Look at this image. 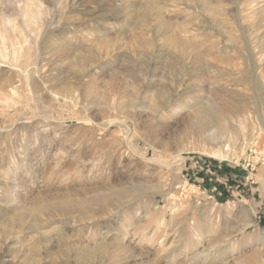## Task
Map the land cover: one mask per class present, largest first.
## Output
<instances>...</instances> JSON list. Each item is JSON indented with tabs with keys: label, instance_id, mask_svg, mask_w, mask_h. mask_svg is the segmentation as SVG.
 Listing matches in <instances>:
<instances>
[{
	"label": "rangeland",
	"instance_id": "1",
	"mask_svg": "<svg viewBox=\"0 0 264 264\" xmlns=\"http://www.w3.org/2000/svg\"><path fill=\"white\" fill-rule=\"evenodd\" d=\"M0 264H264V0H0Z\"/></svg>",
	"mask_w": 264,
	"mask_h": 264
},
{
	"label": "bare ground",
	"instance_id": "2",
	"mask_svg": "<svg viewBox=\"0 0 264 264\" xmlns=\"http://www.w3.org/2000/svg\"><path fill=\"white\" fill-rule=\"evenodd\" d=\"M20 1V0H19ZM29 1V0H28ZM11 2V1H10ZM14 2V1H13ZM40 5V4H39ZM38 5V6H39ZM18 6V5H17ZM16 8V7H15ZM39 8V7H38ZM41 8V7H40ZM24 10V9H23ZM20 13V12H19ZM24 13V12H23ZM30 14V13H29ZM37 14V13H36ZM44 14V13H43ZM40 17V16H39ZM37 17V19L39 18ZM31 18V17H30ZM41 18V17H40ZM9 19V18H7ZM24 20V19H23ZM8 21V20H7ZM4 22V21H3ZM10 22V21H9ZM31 22V21H30ZM33 23V21L31 22ZM38 35V34H37ZM36 37V36H35ZM23 56H25L26 59H29V54L26 53ZM23 65V64H22ZM225 106V105H223ZM229 106V105H228ZM234 107V106H233ZM229 108V107H228ZM227 108V109H228ZM232 109V112H242L240 107H237L233 109L230 107V110ZM226 110V109H225ZM229 110V109H228ZM221 112V111H220ZM220 112L212 105L200 107L196 113H194L193 117V125L196 127V130L205 134V139L207 141H220L222 136L225 135L221 130V125L224 123L221 118ZM222 113V112H221ZM192 119V118H191ZM191 121V120H190ZM226 127V126H225ZM209 132V133H208ZM208 133V134H207ZM220 143V142H219ZM213 157L218 158H225L226 156L220 152V150L214 151L213 154H211ZM83 205V204H82ZM46 209V207H44ZM64 208V207H63ZM28 209V208H27ZM23 210V209H22ZM30 210V209H28Z\"/></svg>",
	"mask_w": 264,
	"mask_h": 264
}]
</instances>
